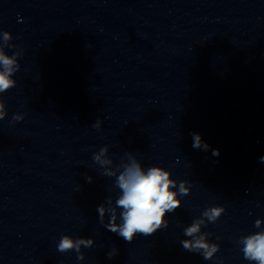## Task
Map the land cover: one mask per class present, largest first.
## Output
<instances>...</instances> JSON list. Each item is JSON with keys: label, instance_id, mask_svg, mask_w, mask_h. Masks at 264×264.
Returning <instances> with one entry per match:
<instances>
[{"label": "water", "instance_id": "95a60500", "mask_svg": "<svg viewBox=\"0 0 264 264\" xmlns=\"http://www.w3.org/2000/svg\"><path fill=\"white\" fill-rule=\"evenodd\" d=\"M0 49L20 65L0 93V264H257L241 238L264 230V0H0ZM128 153L190 184L131 242L106 228L121 192L104 174ZM201 219L211 259L181 243ZM64 235L92 239L82 260Z\"/></svg>", "mask_w": 264, "mask_h": 264}, {"label": "clouds", "instance_id": "9594fccd", "mask_svg": "<svg viewBox=\"0 0 264 264\" xmlns=\"http://www.w3.org/2000/svg\"><path fill=\"white\" fill-rule=\"evenodd\" d=\"M4 39H11L9 31L3 33ZM22 55V53H21ZM20 65L17 61L16 53L8 55L3 49H0V93L7 91L16 84L13 74L18 71ZM6 115V106L3 99H0V119ZM14 120L23 119V114H15ZM101 121L97 120L94 127L99 128ZM193 148L207 150L210 146L202 140L198 132L192 133ZM107 151V147L101 148L99 153L94 154V160L101 165L111 164L110 159H101ZM219 149H213L212 155L219 156ZM129 163L122 165V171L116 175L112 169H105L107 176H116L115 184L121 194L115 200V206L109 207V222L106 228L117 233L125 241L131 242L137 234L152 235L161 227H166L168 221L166 213L174 211L181 205L178 198V192L187 195L190 191V184L187 180L179 181V188L176 189L177 181L172 178L171 171L160 165H151L147 169L142 167L134 155L128 153ZM264 162V156L260 158ZM92 181V177H87ZM120 209L119 217L122 223H117V210ZM97 211L100 219L105 215V204L98 205ZM225 211L222 205H213L206 208L203 216L207 217L209 222H215ZM203 220H197L184 229V234L193 239H184L181 241L184 249L192 252L202 253L204 259H211L213 254L218 251L219 246L215 243L210 244L205 238L207 234H201L198 238L196 234L200 232ZM261 221L256 220L255 226L260 227ZM243 243L244 258L249 261H256L257 264H264V230L246 235L241 238ZM90 238L80 237L73 240L69 235L61 237L58 250L61 252L75 249L78 253V259H83L84 254L80 253V246H92ZM117 250L113 249L108 255L113 256Z\"/></svg>", "mask_w": 264, "mask_h": 264}]
</instances>
